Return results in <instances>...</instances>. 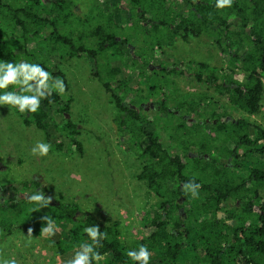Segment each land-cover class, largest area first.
Returning a JSON list of instances; mask_svg holds the SVG:
<instances>
[{"label": "trees", "instance_id": "obj_1", "mask_svg": "<svg viewBox=\"0 0 264 264\" xmlns=\"http://www.w3.org/2000/svg\"><path fill=\"white\" fill-rule=\"evenodd\" d=\"M97 1L90 15L83 19L75 15L74 0H0V64H19L23 57L30 60L34 54L38 64L53 71L55 80H63L69 92L66 75L60 68L62 63L54 61L53 55L60 54L62 59L85 56L93 75L113 98L117 109L114 121L130 141L127 149L144 160L137 177L146 181L159 201L144 216L147 222L144 235L131 246L120 238L119 220L108 214L107 222H103L78 202H51L46 211L32 213L35 206L28 197L35 193L0 202V236L11 235L33 214L41 225L32 227L38 233L47 226L45 216L53 227L62 226L53 244L63 258L75 256L82 244H91L84 230L98 225L107 239H102L103 246L95 250L107 261L93 260L92 264H138L127 253L138 251L141 245L152 253L150 264H264V159L253 164L246 175L236 174L253 156L264 158V129L242 117L226 119L227 115L218 112L219 101L215 96L227 98L231 106L248 113L260 110L264 94V0H234L230 8L224 9L216 8V0H182L179 6L177 0ZM177 11L195 20L196 35L201 32L203 20V34L214 38V46L227 65L218 67L208 62L198 65L193 76L215 92H188L172 109L167 103L168 96V99L162 96L154 105L157 117L148 118L141 112L140 95L128 96L133 87V73L126 74L112 59L143 61L144 68L139 73L145 76L146 71H151L152 78L160 71L183 74L182 68L150 67L155 51L164 53L163 43L171 42L181 32L185 40L193 37L186 28L189 19L181 20L179 30L174 31ZM46 29L51 31L44 36L42 32ZM140 35L150 52L147 53L146 46L142 54L132 50L138 47L132 40ZM158 85L150 84L149 89L160 90ZM15 86L9 85L6 91L16 93ZM4 91L0 90V95ZM66 98L62 99L53 89L51 95L41 99L36 113L17 112L25 126L34 125L44 132L51 149L83 155L78 124L66 117L73 98L70 94ZM54 104L61 105L62 122L50 113ZM209 109L212 111L205 117ZM178 111L185 115H178ZM164 114L168 115L165 119L168 121L161 126L158 121ZM202 114V123L189 119ZM174 117L180 118V122L173 124ZM185 123H191L192 127H186ZM152 125L163 127L170 145L163 142L159 131L149 127ZM171 145L182 152H175ZM195 147L193 155L199 163L189 172L188 160L192 159L188 154ZM224 154L231 159L232 168L228 166L230 161L218 165L215 155ZM190 180L201 185L198 198L182 190V185ZM22 184L26 190H34L41 181L32 178ZM219 211H224L225 216L219 218ZM13 214L23 215L22 220L13 222Z\"/></svg>", "mask_w": 264, "mask_h": 264}, {"label": "rangeland", "instance_id": "obj_2", "mask_svg": "<svg viewBox=\"0 0 264 264\" xmlns=\"http://www.w3.org/2000/svg\"><path fill=\"white\" fill-rule=\"evenodd\" d=\"M177 1L179 2L178 6L182 4V0ZM97 2V0H74L75 15L85 19L90 15V11ZM50 31V29H46L42 35L47 36ZM16 34L19 36L20 33L16 32ZM213 42V37L203 34V51L194 42L188 45L179 40L175 45H166L164 54L157 50L150 58L152 69L158 64L170 66L175 60L190 58L198 61L203 59V62H208L213 66H224L226 62L222 63L219 51ZM132 44L138 46L132 47L133 51L137 49V53L142 54V48H145L143 46L147 47V53L150 52L142 35L134 38ZM140 44H142L141 47ZM21 52L23 51L21 50ZM144 56L145 54L142 58ZM23 58L22 62L38 64V59L34 54L28 58L30 60H27L26 57ZM53 59L62 63L59 65L68 81L69 92H65L61 96L66 100V96L70 94L73 98L70 113L66 114V117L78 124L79 138L84 145V154L72 152L67 155L50 149L47 156L32 155L31 149L38 141L47 143L44 132L34 125L25 126L18 114L20 112L18 107L0 105V183H2L0 185H21L24 181L37 177L43 182L41 190L46 196L45 198L51 196L53 203L78 202L85 211L92 213L103 222H107L108 214L113 219L119 220L120 238L125 244L131 246L144 235V226L147 224L144 216L148 211H153L152 208L159 201L156 193L147 186L146 181L137 177L143 168L144 160L134 151L127 149L130 146V141L119 131L114 121L117 109L113 98L99 82V79L93 75L87 58L76 55L66 56L62 59L60 54L57 57L54 54ZM102 62L105 63L106 60H102ZM112 63L121 66L126 74L133 73V87L129 90L128 96L136 98L140 95L143 106L141 112L148 118L157 117L158 112L154 105L155 101L162 96L164 98L168 96L167 103L171 109L177 105L179 99H185L188 92L208 91L210 94L215 92L213 87L195 79L193 74L198 65H194V63L189 67L183 65L182 69H187L190 72L188 75H168L167 72L160 71L155 74L154 78L151 77L153 75L151 71H146L145 76L139 73L140 69L144 68L143 61L115 58L112 59ZM50 66L54 70V64L51 63ZM47 72L52 77L53 71ZM52 78L55 80L54 77ZM147 80L150 82L148 83ZM155 83H159L158 87L161 91L158 88L149 89V85ZM15 89L16 93L20 95L32 94L22 93L18 85L15 86ZM164 92H167L168 95ZM215 96L219 101V104L216 105L219 108L218 112L227 115L226 119L242 117L264 129V94L260 110L253 114L231 106L225 97L221 99L219 95L215 94ZM60 106L59 104L52 105L50 113L56 117L57 121L62 122L63 114L59 111ZM210 110L205 112V117L212 111ZM182 114L184 113L179 115ZM166 116L168 115L164 114L163 118L158 121L161 126L168 121V119L165 121ZM198 117L203 118V114ZM173 119V124L180 122L178 117ZM185 126L192 127V124L185 123ZM149 127L159 131L166 145L171 144L170 137L165 133L163 127L160 128L156 125ZM203 130L205 132L204 127ZM171 146L175 152H182L177 146ZM196 150L197 147L188 154L192 159L188 160L189 172L194 169L195 164L199 163L193 155ZM215 157L219 166L221 163L230 161L228 166L233 167L231 159L227 158L225 154L215 155ZM262 159L264 158L253 156L236 170V174L246 175L253 164L260 163ZM23 190V188L18 189L19 192ZM27 193H34V190L27 189ZM32 206H35L32 213L47 210L46 207L40 208L36 203ZM222 212L225 216V212ZM11 219L13 222H19L22 217L13 214ZM34 226L41 228V225L34 220V215L31 214L29 218L25 219L21 228H16L11 235L0 236V258L15 259L17 264H64L75 257L68 255L63 258L53 244V239L59 237L62 232L61 225L54 227L55 235L50 237L35 230L29 237L28 229ZM29 241L31 242L29 243ZM101 260L107 261V258L103 257Z\"/></svg>", "mask_w": 264, "mask_h": 264}, {"label": "clouds", "instance_id": "obj_3", "mask_svg": "<svg viewBox=\"0 0 264 264\" xmlns=\"http://www.w3.org/2000/svg\"><path fill=\"white\" fill-rule=\"evenodd\" d=\"M234 0H216V8H230ZM243 83V80L240 81ZM9 85L20 86L22 93H32L31 95H20L15 92L6 91ZM56 90L58 94L64 95L66 85L63 80H53L48 73L39 64H29L21 62L19 64L3 63L0 64V90H5L0 95V105H10L18 107L21 113H36L40 108L41 99H46L51 95L52 90ZM51 149V145L44 142H37L31 149L34 156H47ZM201 185L195 180H190L182 185V190L187 194L191 193L193 198H198ZM30 203H36L39 207H47L52 202V197L45 198L42 191L28 197ZM47 221V226L43 227L41 232L46 236L55 235L53 223L47 216L43 217ZM90 236L92 243L82 244L81 250L77 251L75 257L68 261V264H92L93 260L99 262L103 257L95 249L102 247V239H107L106 234L100 232L99 226L86 228L84 230ZM32 228L28 229V236L31 237ZM31 241H29L30 243ZM127 255L138 264H150L152 253L144 245L139 247L138 251L130 250ZM0 264H17L15 259L0 258Z\"/></svg>", "mask_w": 264, "mask_h": 264}, {"label": "flooded vegetation", "instance_id": "obj_4", "mask_svg": "<svg viewBox=\"0 0 264 264\" xmlns=\"http://www.w3.org/2000/svg\"><path fill=\"white\" fill-rule=\"evenodd\" d=\"M193 9L196 11V7H193ZM185 11H187V10H185ZM178 12H180V11H177L176 14ZM188 14H190V13H188ZM198 15L201 16L199 13H198ZM183 19H189V20H191V21H186V23H187L186 28L188 27V31L193 35V37L192 38H189L188 40H185V39L182 38V36H180L181 33H182L181 32L171 42L163 43L162 49L164 50V47L166 45L167 46L175 45L176 43H178L179 40H181V42H183L184 44H188V45H190V44H192V42H194L203 51V20L200 23V26L202 27L201 28V32H200L199 35H196L197 33H195L194 30H193L195 20L192 19V18H190V17H188V16L181 15V14H177L176 15V18H175L176 22H175V20H173V23H174V31H178L179 30L178 29V25L181 23V20H183ZM182 30H185V29H182ZM158 51H160V50L158 49ZM162 54H164V53H162ZM221 61H222V63H224V61H225L222 56H221ZM193 63H194V65L195 64L196 65H200L201 63H203V59H201L200 61H198L196 59H193V58L192 59L191 58L190 59H186V60H184V59L175 60L170 66H167L168 67L167 69L170 70L172 67H176L178 70H180L183 67V65L186 66V67H189ZM225 65H227V62L225 63ZM155 66L158 67L161 70H162L163 67H165L164 65H161V64H158V65H155ZM150 67H153V65L150 64ZM189 73L190 72L187 71V69H183V74L184 75H188ZM198 82H200V81H198ZM201 83L203 84V81ZM201 92H203V91H201ZM177 113H178V115L181 114V112H179V111ZM202 113H203V110H202ZM184 115L185 114H183V116ZM229 118H227V119H229ZM189 119L191 121H193V122H196L197 120L200 121L201 123L203 122V118L200 119L199 117H197L196 119L194 117H189ZM35 179L41 181V179H37V177H35ZM0 184H2V183H0ZM42 185H43V182L41 181V185L38 186V187H36L34 189V193L35 194H37L38 192L42 191L41 190ZM20 188H23L24 190L19 192L18 189H20ZM28 194L29 193H27V190L25 189V187L23 186V184H21V185H15V186L0 185V202H4V201H6L8 199H12V198L20 199L22 195H28ZM20 216L22 217L23 215H20Z\"/></svg>", "mask_w": 264, "mask_h": 264}, {"label": "water", "instance_id": "obj_5", "mask_svg": "<svg viewBox=\"0 0 264 264\" xmlns=\"http://www.w3.org/2000/svg\"><path fill=\"white\" fill-rule=\"evenodd\" d=\"M53 201V200H52ZM223 212L222 211H219V213H218V216H219V218H221L222 216H223Z\"/></svg>", "mask_w": 264, "mask_h": 264}]
</instances>
